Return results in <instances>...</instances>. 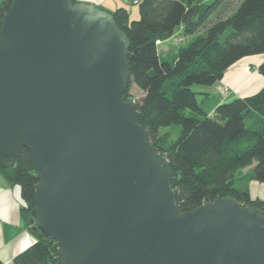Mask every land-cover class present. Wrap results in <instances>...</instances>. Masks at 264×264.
Here are the masks:
<instances>
[{
  "label": "water",
  "instance_id": "obj_1",
  "mask_svg": "<svg viewBox=\"0 0 264 264\" xmlns=\"http://www.w3.org/2000/svg\"><path fill=\"white\" fill-rule=\"evenodd\" d=\"M129 40L90 2L12 0L0 20V167L38 176L32 230L54 264H264V211L231 197L181 211L136 121Z\"/></svg>",
  "mask_w": 264,
  "mask_h": 264
},
{
  "label": "trees",
  "instance_id": "obj_2",
  "mask_svg": "<svg viewBox=\"0 0 264 264\" xmlns=\"http://www.w3.org/2000/svg\"><path fill=\"white\" fill-rule=\"evenodd\" d=\"M76 2L77 0H72ZM12 0H0V20ZM139 17L129 19L119 7L111 12L129 40L128 77L123 98L134 84L141 96L134 101L136 121L148 141L169 164V183L181 211L220 197L264 211V198L250 197L243 181L264 183V86L257 92L218 103L206 112L193 84L212 86L226 69L244 56L264 54V0H140ZM99 7V6H98ZM102 8V7H99ZM214 14L204 33L198 29ZM182 26L189 39L173 54L159 52V42ZM264 76V60L257 67ZM167 125H179L173 141L160 134ZM252 162L251 167L235 173ZM9 185H19L25 203L20 215L35 241L16 254L13 264H54L56 241L29 222L38 184L30 152L22 148L14 166L0 167ZM0 264L3 262L0 261Z\"/></svg>",
  "mask_w": 264,
  "mask_h": 264
},
{
  "label": "crops",
  "instance_id": "obj_3",
  "mask_svg": "<svg viewBox=\"0 0 264 264\" xmlns=\"http://www.w3.org/2000/svg\"><path fill=\"white\" fill-rule=\"evenodd\" d=\"M77 1L93 3L109 12L123 7L128 11L130 20H135L139 17L138 6L134 8L130 7L128 0ZM179 28L182 29V26ZM171 38L159 43H166ZM263 60L264 54H254L244 56L230 65L220 79L223 85L229 86L228 94H232L233 98L242 97L253 94L264 86V76L258 73L256 69ZM212 86L215 87V84ZM209 87L205 86L198 88V90L209 93ZM208 113L211 114L212 112ZM242 187L248 189L251 197L264 198V183L250 180L246 186L242 185ZM22 206L23 201L19 185L11 186L7 184L0 174V261L3 264H13L14 256L35 241V237L27 228L20 215V208Z\"/></svg>",
  "mask_w": 264,
  "mask_h": 264
},
{
  "label": "rangeland",
  "instance_id": "obj_4",
  "mask_svg": "<svg viewBox=\"0 0 264 264\" xmlns=\"http://www.w3.org/2000/svg\"><path fill=\"white\" fill-rule=\"evenodd\" d=\"M208 1L209 0H206V2H208ZM239 1L240 0H230V2H234V4H236V5ZM129 6L133 7V8L137 7L136 4H130V3H129ZM213 19H214V14L212 16H210V18L198 29V32L201 34L204 33L206 28L211 23V21H213ZM189 37H191V36L190 35H184L182 32V29L179 28L176 30V32L174 33V35L172 36V38L169 41H167L166 43H159V52L163 56H167L168 54H173L181 44L185 43L187 41V39H189ZM214 84H215V87L212 86V87L208 88L209 93H208V95H206L205 98H201V95L197 96L198 101H200L199 103H201L202 108L206 112H212L214 107L218 103H220L221 101H229V100L233 99L232 94L230 95V94H228V92L221 91V89L223 88L224 85H223V83L220 82V80L216 81V83H214ZM205 86L206 85L193 84L192 89L197 91L198 88H202ZM227 87L229 90V86H227ZM129 94H130L129 97L131 98V100L135 101L136 99H138L141 96V91L134 84H132L130 86ZM179 131H180L179 125H167V126H163L160 129V134L163 136L166 135L167 140L173 141L177 137V135L179 134ZM249 164L252 165V162L248 163V165H246L242 169L238 170L235 173V175L238 177L241 175V173L247 171L251 167V165H249ZM250 180H253V179H247V181L245 180L240 184L246 186ZM242 185H241V187H242ZM248 193H249V191H248ZM250 197H251V195H250ZM252 198H255V197H252Z\"/></svg>",
  "mask_w": 264,
  "mask_h": 264
},
{
  "label": "built area",
  "instance_id": "obj_5",
  "mask_svg": "<svg viewBox=\"0 0 264 264\" xmlns=\"http://www.w3.org/2000/svg\"><path fill=\"white\" fill-rule=\"evenodd\" d=\"M130 4H136L138 5L139 1L140 0H128ZM221 91H224V92H228V87L226 85L223 86V88L221 89ZM23 201V199H22ZM23 205H25L24 201H23Z\"/></svg>",
  "mask_w": 264,
  "mask_h": 264
}]
</instances>
